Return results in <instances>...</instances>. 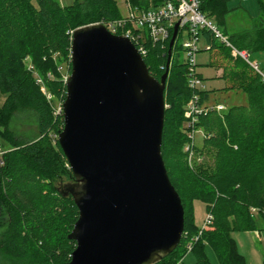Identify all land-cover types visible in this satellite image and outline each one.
Segmentation results:
<instances>
[{
  "label": "trees",
  "instance_id": "16d2710c",
  "mask_svg": "<svg viewBox=\"0 0 264 264\" xmlns=\"http://www.w3.org/2000/svg\"><path fill=\"white\" fill-rule=\"evenodd\" d=\"M163 1L131 0L146 8ZM257 1L259 16L253 18L244 9L250 25L239 29L228 27V15L240 8L230 7L229 0H202L201 10L223 28L235 47L264 52V0ZM121 17L117 0H74L68 6L58 0H0V139L10 146L7 149L0 141V264H68L77 247L69 235L79 208L73 196L54 183L61 175L73 173L58 138L52 136L63 130V114H54L24 59L29 55L46 84L59 94L66 84L58 58H70L74 30L92 23L107 25ZM203 34L217 52L212 63L222 70L227 83L223 90L240 91L245 100L223 112L212 110L199 117L196 126L205 133L204 143L196 147L190 162L185 150L189 142L185 105L193 90L187 83L186 63L173 57L174 45L165 91L162 154L182 199L185 230L178 247L154 264H180L187 254L186 242L199 231L194 220L196 199L205 201L213 214V229H204L192 244L194 264H211L207 247L220 264H247L233 232L257 230L251 208L261 212L264 206L262 76L224 44H217L211 32L204 30ZM170 40L164 46L147 42L144 59L158 78L167 67ZM201 94L203 100H210L209 90ZM25 109L37 114L39 140L23 142L10 127L13 116Z\"/></svg>",
  "mask_w": 264,
  "mask_h": 264
},
{
  "label": "water",
  "instance_id": "95a60500",
  "mask_svg": "<svg viewBox=\"0 0 264 264\" xmlns=\"http://www.w3.org/2000/svg\"><path fill=\"white\" fill-rule=\"evenodd\" d=\"M167 67L153 75L133 41L92 23L73 32L71 74L58 135L76 182L79 218L68 264H154L185 230L182 199L162 154Z\"/></svg>",
  "mask_w": 264,
  "mask_h": 264
},
{
  "label": "rangeland",
  "instance_id": "374dc122",
  "mask_svg": "<svg viewBox=\"0 0 264 264\" xmlns=\"http://www.w3.org/2000/svg\"><path fill=\"white\" fill-rule=\"evenodd\" d=\"M62 5H71L74 3V0H58ZM118 8L121 12L122 16H126L128 13L126 0H117ZM229 5L231 7H240L239 9L233 10L228 15V27L230 29H239L244 28L250 25V21L248 19V14L244 11L249 12V14L253 18H257L260 14L259 5L257 0H229ZM220 27V26H219ZM221 31L223 28L220 27ZM224 32V31H223ZM120 34V33H119ZM189 40V36L186 30H183L176 39L175 46L177 49L174 51L173 57L185 63L186 62V52L182 49V43ZM217 44H220L218 39H215ZM198 46L200 47V51L195 54V61L197 63V70L200 73L205 89L209 90L211 93V101L218 103L221 102L226 106H231L235 104L243 103L245 100L244 94L242 92L236 91H226L223 88L226 87V81L221 77V70L219 71V67L217 64H214V57L216 55V51L209 49L211 43L207 40V38L203 35L200 36V40L198 41ZM231 51V49H229ZM246 50V49H242ZM248 51V50H247ZM59 54H55L56 57ZM251 61L255 64L259 65V69L264 73V52L259 51L256 53H250ZM60 59V60H59ZM244 60V59H243ZM25 65L28 70L32 71L33 74L37 77V83L40 84L41 90L46 96L47 101L53 107L54 111L58 110L59 104L63 102L65 98V91H61L59 94L52 91V89L46 84L45 77L43 78L39 71L33 66L31 57L28 55L24 59ZM248 63V62H247ZM251 66V65H250ZM58 70L60 71V76L62 77L65 83V77L71 74V55L68 59L58 58ZM49 74V73H48ZM47 74L48 79H52L53 75L50 76ZM40 79L42 81H40ZM47 95H51V101L48 100ZM56 115L57 113L54 112ZM10 127L16 132L17 136L23 142L27 141H36L39 140L41 134L39 132L38 126V118L37 114L30 110L25 109L17 112L11 122ZM59 133L53 132L52 136L56 139L58 138ZM0 141L5 145V148L8 149L10 146L4 142L3 139ZM0 142V144H1ZM194 143L196 146L201 147L204 143V131L199 129L195 133ZM3 148V147H2ZM6 149V150H7ZM67 167L70 168V165L67 164ZM76 182V178L71 174L61 175V178L54 181L55 185L58 186L61 190L66 192V188L69 184H73ZM194 208V220L195 224L198 228V233L193 235L191 241L186 242L187 254L182 258L180 264H194L196 255L194 252L190 251L192 249V244L194 241L198 240V236H200V230L204 228L205 220L208 217V208L205 201L202 199H196L193 203ZM256 220H257V231L250 230H236L233 232L234 240L238 246L240 254L243 256L245 262L247 264H264V206L261 212H256ZM213 229V223L210 227H207L204 231H208ZM207 254L211 261V264H220L216 254L214 253L211 247H207Z\"/></svg>",
  "mask_w": 264,
  "mask_h": 264
},
{
  "label": "built area",
  "instance_id": "2783aa9c",
  "mask_svg": "<svg viewBox=\"0 0 264 264\" xmlns=\"http://www.w3.org/2000/svg\"><path fill=\"white\" fill-rule=\"evenodd\" d=\"M202 0H164L157 6L144 7L139 5H133L131 0H126L128 13L126 16H122L119 19L110 21L106 26L107 28L116 34H123L129 37L138 48L139 52L144 55L148 53L147 42L160 43L162 46L172 38L174 28L177 22H179V34L186 30L189 36V40L182 43V49L186 52V65H187V83L193 90L191 97L188 99L185 105V117L186 128L185 132L189 138L188 144L185 146V150L189 153V161L192 162L196 156V144L194 143L195 133L201 129L197 128V122L202 114H206L209 111L216 110L217 112H223L227 109V106L221 102L215 103L210 100H203L201 91L206 90L203 79L197 70V63L195 61L196 52L200 51L198 41L200 36L203 35V31L211 32L214 39H218L220 43L231 49L233 56H240L246 62H248L256 71H258L264 82V73L259 69V65L251 61L250 52L247 50L238 49L230 41L228 35L221 31L220 27L212 19L207 17L201 10ZM176 37V39H177ZM171 41V40H170ZM176 42V41H175ZM175 45V44H174ZM212 46V45H211ZM211 46L209 49H211ZM48 75L52 76L51 73ZM69 75L65 77V84ZM40 81H42L40 79ZM51 95H47L49 101H51ZM63 102L59 104L58 110L54 111L57 114H63ZM53 107L54 104H52ZM205 137V133H204ZM3 152L2 145L0 144V156ZM253 214L258 209L251 208ZM213 223V214L208 213V217L205 220L204 228L200 230V234L204 229L210 227Z\"/></svg>",
  "mask_w": 264,
  "mask_h": 264
},
{
  "label": "crops",
  "instance_id": "0c3cea01",
  "mask_svg": "<svg viewBox=\"0 0 264 264\" xmlns=\"http://www.w3.org/2000/svg\"><path fill=\"white\" fill-rule=\"evenodd\" d=\"M231 7V6H230ZM221 69H219V71H220ZM221 73H222V70H221ZM220 73V74H221ZM210 101H211V93H210ZM256 232H258L257 230H255Z\"/></svg>",
  "mask_w": 264,
  "mask_h": 264
}]
</instances>
